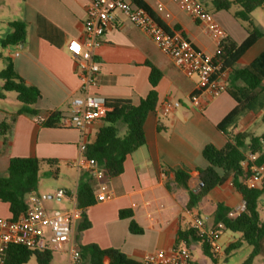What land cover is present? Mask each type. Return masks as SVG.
<instances>
[{
	"label": "crops",
	"instance_id": "0c3cea01",
	"mask_svg": "<svg viewBox=\"0 0 264 264\" xmlns=\"http://www.w3.org/2000/svg\"><path fill=\"white\" fill-rule=\"evenodd\" d=\"M89 1L0 0V35L7 36L12 32L9 26L11 22H23L26 26L24 41L6 47L0 54V67L4 68L6 59L11 60L16 73L28 85L39 90L40 98L34 105L39 114L58 112L62 118L69 113L71 99L79 95L80 83L66 45L70 40L83 39V22ZM141 1L170 30L177 27L176 31L181 32L198 50L214 56L218 41L183 10L178 0ZM196 1L212 14L225 37L237 44L246 39L244 24L236 20L232 12L214 11L209 0ZM256 10L251 18L256 27L264 32V13H256ZM261 52H264V38L259 39L238 60L237 66L242 68L249 65ZM95 59L100 71L95 86L89 92L104 100L123 99L137 106L151 89L148 64L162 74L155 87V110L148 115L144 124L145 144L126 157L122 174L100 181L90 172L79 170L80 133L72 128L45 127L28 115L12 118L21 108L19 103L14 112L0 108V121L5 120L10 124L9 141L5 148L0 138V175L7 172L13 157L55 160L58 163L55 177L58 176L59 166L66 165L71 185L62 186L54 193L56 197L57 191L65 192L64 197H56L58 209L64 211L76 207L75 196L80 183L92 181L96 186V196L101 193V185H104L105 192L111 193L112 198L97 201L86 210L91 226L78 234V243L119 250L140 264L147 253L158 250L168 252L185 246L184 243H177V233L191 228L194 216L210 226L209 216L217 201L224 202L233 211L243 201L232 184L227 182L204 197L197 208L186 211L187 191L176 185L171 171H188V186L197 192L200 181L196 169L208 166L202 150L208 144L222 148L227 143L229 137L220 132L217 125L236 103L224 92L216 98L203 94L198 105L191 104L189 98L197 90V77H187L177 70L171 59L118 11H115L113 22L102 38V45L95 51ZM7 98L5 96L0 102ZM165 101H179L181 107L168 116H162L160 107ZM262 115L264 110L246 114L230 136L239 132L252 134L250 129L259 120L264 121ZM101 126L102 121H99L86 129L87 143L94 140ZM40 193H44L41 178L37 196ZM52 197L48 194L43 200L50 201ZM120 211H131L132 219L143 229V233H130V219L120 218ZM0 218H12L8 204L1 201ZM220 235L216 241L219 250L217 242ZM186 248L191 261L196 262L193 252L197 249L201 251L199 244L191 242ZM51 264H54V258Z\"/></svg>",
	"mask_w": 264,
	"mask_h": 264
},
{
	"label": "trees",
	"instance_id": "16d2710c",
	"mask_svg": "<svg viewBox=\"0 0 264 264\" xmlns=\"http://www.w3.org/2000/svg\"><path fill=\"white\" fill-rule=\"evenodd\" d=\"M23 1V0H21ZM214 11L232 12L234 18L244 24L247 32L246 39L237 44L228 37H224L217 44L212 57L217 67L216 77L224 75L226 92L235 101V107L220 121L217 129L229 140L222 148L208 144L202 150V156L208 163L205 169H196L202 187L193 192L188 186L190 178L188 171L171 169L175 183L187 191L188 201L186 211H191L214 189L230 182L234 190L245 202V210L238 215L230 216L233 209L222 201L215 203V209L209 216L210 226L217 224L223 230L238 233L241 239L230 243L223 251L230 255L242 246V243L252 247V252L243 264H252L253 260L264 253V221H260L258 214V200L264 195V182L260 189H248L245 181L250 176L248 154L256 157L255 164L264 165V133L254 136L248 132L231 135L239 121L248 113H258L264 110V52H261L249 65L242 68L237 66L238 60L261 38L264 32L254 24L251 14L258 8L264 7V0H209ZM132 2L144 9L155 22L168 34L178 30H170L141 0ZM235 9V10H234ZM12 32L1 41V47L14 46L25 39L26 26L23 22H11ZM149 83L151 86L147 96L139 105L134 106L128 100H104L108 111L102 119V126L96 132L95 138L85 146L83 154L86 159H93L101 167L106 180L116 178L123 172L126 157L145 144L144 124L150 113L155 110L157 94L155 87L161 78V72L151 64ZM2 81L0 99L8 92L16 94L21 108L12 115L36 116L39 112L34 105L40 98L39 90L28 85L14 70L11 60L6 59L4 68L0 71ZM60 114L52 112L42 124L48 128L60 127ZM264 120V115H262ZM10 124L0 121V138L5 148L8 145ZM47 166L54 176L57 174L58 163L55 160H39L37 158L13 157L9 161L7 172L0 175V201L8 204L11 219H17L27 210L26 199L30 195H37L38 183L42 169ZM76 207L81 215L77 225L75 240L80 253V264H136L125 254L116 249H101L97 245H80L78 234L90 228L86 217V210L97 202L96 186L92 181L82 182L76 191ZM131 211H120L119 217L130 219L129 231L132 234H142L143 229L132 219ZM217 238L201 235L198 230L189 228L178 231L177 243L187 245L191 242L200 246L202 254L213 264L218 262V253L214 251ZM54 251L50 249L31 250L23 246H12L6 254V264H26L34 257L37 264H51ZM107 261V262H106ZM189 264H197L190 261Z\"/></svg>",
	"mask_w": 264,
	"mask_h": 264
},
{
	"label": "built area",
	"instance_id": "2783aa9c",
	"mask_svg": "<svg viewBox=\"0 0 264 264\" xmlns=\"http://www.w3.org/2000/svg\"><path fill=\"white\" fill-rule=\"evenodd\" d=\"M183 10L218 42L225 35L213 16L196 0H178ZM115 11L123 14L135 27L143 31L157 46L162 54L169 57L174 67L187 77H197V90L189 101L193 105L200 103V96L205 94L216 98L226 92V83L222 76L216 77L217 67L212 57L198 50L181 32L166 33L155 20L131 0H90L86 8L83 22V39L70 40L66 50L74 62L75 74L80 83L79 95L70 102L68 115L60 119V127L76 129L80 133V157L77 167L81 171L90 172L97 180H104V172L93 159L84 158L85 131L96 122L102 121L108 111L104 99L91 95L89 90L96 84V76L100 65L95 59V51L102 45V38L113 22ZM181 107L179 101H165L160 107L162 116H168ZM49 113L34 116V121L42 125ZM256 157L248 154L250 176L245 181L248 189H260L264 182V165L255 164ZM101 193L97 201L110 200L111 193H106L101 185ZM65 196L63 190L56 192V197ZM27 210L17 219L0 218V264H6V254L12 246H23L31 250L50 249L54 252H64L67 264H80V253L74 238V229L80 219L81 212L77 207L71 211L48 209L44 200L37 195L26 199ZM245 210L242 201L230 214L235 216ZM191 228L201 235L219 237L223 226L215 228L207 226L200 217L194 216ZM217 241V240H216ZM65 246V249L63 247ZM216 243L214 251L217 253ZM191 256L185 246L171 251L158 250L145 254L140 264H189Z\"/></svg>",
	"mask_w": 264,
	"mask_h": 264
},
{
	"label": "rangeland",
	"instance_id": "374dc122",
	"mask_svg": "<svg viewBox=\"0 0 264 264\" xmlns=\"http://www.w3.org/2000/svg\"><path fill=\"white\" fill-rule=\"evenodd\" d=\"M256 13H264V7L258 8ZM2 34V33H1ZM0 54L3 53L5 48L1 47V41L5 38L6 35H0ZM214 39V38H213ZM3 67H0V71ZM2 81L0 80V91H1ZM8 97L4 102H0V108L4 107L5 110L9 112H14L16 105H20L16 99V94L14 92H8L5 94ZM252 134L260 135L264 133V121L259 120L256 126L250 129ZM70 172L66 165L59 166L58 176L55 177L50 170L44 166L41 173V181L44 193H40L39 197L44 198L48 194L53 196L50 201L44 200V205L48 208L58 209L57 198L55 197V191L62 186H70ZM258 214L260 221H264V195L258 200ZM241 239L240 234L233 233L228 230H223L220 239L217 242L220 250L218 252V262L217 264H243L249 255L252 252V247L248 246L245 243H242V246L236 251L232 252L230 255L225 256L223 251L224 249L232 242L238 241ZM54 264H67V256L65 253L54 252L53 254ZM193 258L198 264H213L208 258L203 256L199 249L193 252ZM26 264H37L34 257H31ZM252 264H264V253L257 256Z\"/></svg>",
	"mask_w": 264,
	"mask_h": 264
},
{
	"label": "water",
	"instance_id": "95a60500",
	"mask_svg": "<svg viewBox=\"0 0 264 264\" xmlns=\"http://www.w3.org/2000/svg\"><path fill=\"white\" fill-rule=\"evenodd\" d=\"M202 185H203V184H202V183H200V185H199V188L197 189V191L200 189V187H202Z\"/></svg>",
	"mask_w": 264,
	"mask_h": 264
}]
</instances>
